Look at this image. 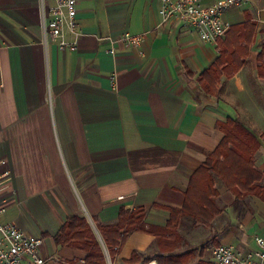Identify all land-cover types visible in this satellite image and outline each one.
<instances>
[{
  "label": "crops",
  "instance_id": "0c3cea01",
  "mask_svg": "<svg viewBox=\"0 0 264 264\" xmlns=\"http://www.w3.org/2000/svg\"><path fill=\"white\" fill-rule=\"evenodd\" d=\"M40 7L41 0H0V224L40 237L45 264L83 259L54 241L74 215L93 229L115 224L121 208L144 209L146 224L164 227L166 209L181 208L227 118L256 134L253 162L264 171V0L228 9V30L252 28L215 44L183 22L162 23L160 0H81L76 52L44 37ZM124 32L143 35L140 46L117 44L109 54L107 38ZM236 47L246 48L242 67L220 77L218 98L208 97L198 76ZM216 190L220 213L211 223L183 217L172 238L184 264H210L198 258L204 244L206 252L226 245L246 253L264 238V196L236 197L219 181ZM153 242L132 232L113 261L102 249L106 264H129Z\"/></svg>",
  "mask_w": 264,
  "mask_h": 264
},
{
  "label": "trees",
  "instance_id": "16d2710c",
  "mask_svg": "<svg viewBox=\"0 0 264 264\" xmlns=\"http://www.w3.org/2000/svg\"><path fill=\"white\" fill-rule=\"evenodd\" d=\"M251 28L252 25L246 22L240 27L229 29L224 37L227 39L232 35L231 33L248 31ZM246 35L243 33L240 38ZM239 44L238 39L236 46ZM245 49L243 52L237 47L235 51H223L214 63L198 76V84L208 97H219L220 89L216 86L222 75L229 78L240 70L246 55ZM217 127L222 129L223 139L191 177L183 192L181 208L166 209L169 220L164 227L146 224L147 213L144 209L131 211L123 208L120 209L115 224H96L95 228L102 238L111 261L116 257L117 251L127 237L132 232H139L153 235L154 242L146 252L134 251L127 263L139 264L155 260L158 264H184L182 259L185 253L175 252V242L172 238H178L177 230L183 217L209 225L220 213L217 205L216 181L236 197L263 198L264 171L258 170L253 162V156L260 146L258 137L235 118H227L224 122L217 123ZM54 241L58 246L81 252L84 264H106L101 245L89 222L83 216L74 215L68 218L55 234ZM203 246L202 248H205ZM158 252L160 253L157 254Z\"/></svg>",
  "mask_w": 264,
  "mask_h": 264
},
{
  "label": "built area",
  "instance_id": "2783aa9c",
  "mask_svg": "<svg viewBox=\"0 0 264 264\" xmlns=\"http://www.w3.org/2000/svg\"><path fill=\"white\" fill-rule=\"evenodd\" d=\"M81 0H41L40 18L44 37L55 40L60 50L76 52L83 37L78 30L76 5ZM247 0H218L212 5H203L202 0H160L159 15L161 22L169 20L183 22L199 33L200 38L215 44L224 37L228 26L223 15L231 7H239ZM46 39V38H45ZM109 54L113 47L137 48L143 41V35L124 32L117 37H108ZM4 164V162H0ZM43 241L40 237L26 234L13 223L0 224V264H45L47 259L39 253ZM256 249L238 253L232 246L219 245L211 250L210 264H264V238L255 237ZM84 264L81 258L75 263ZM139 264H158L151 260Z\"/></svg>",
  "mask_w": 264,
  "mask_h": 264
},
{
  "label": "rangeland",
  "instance_id": "374dc122",
  "mask_svg": "<svg viewBox=\"0 0 264 264\" xmlns=\"http://www.w3.org/2000/svg\"><path fill=\"white\" fill-rule=\"evenodd\" d=\"M93 230L95 231L96 238H98L99 240H101V243H102L103 249H104L103 251H104L105 255H107V249H106V247H105V245H104V243L102 241L101 236L99 235V233L97 232V230H96L95 227L93 228ZM177 232H178V230H177ZM202 246L200 247L201 255H199L200 257H198V258H201V259L205 260V263H207L208 262V259L211 257V250H212L213 247L211 248V250L209 252H206L204 249L207 248V244H204L203 247H205V248H202ZM148 252L150 253V250H148Z\"/></svg>",
  "mask_w": 264,
  "mask_h": 264
},
{
  "label": "water",
  "instance_id": "95a60500",
  "mask_svg": "<svg viewBox=\"0 0 264 264\" xmlns=\"http://www.w3.org/2000/svg\"><path fill=\"white\" fill-rule=\"evenodd\" d=\"M96 235V234H95ZM97 240H98V242L100 243V245H101V247H102V249H103V245H102V243H101V240H99L98 238H97ZM104 250V249H103Z\"/></svg>",
  "mask_w": 264,
  "mask_h": 264
}]
</instances>
